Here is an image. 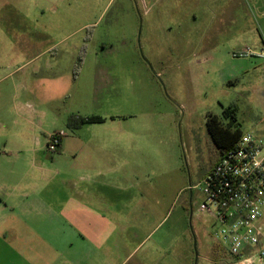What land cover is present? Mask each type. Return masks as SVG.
<instances>
[{"label":"rangeland","instance_id":"1","mask_svg":"<svg viewBox=\"0 0 264 264\" xmlns=\"http://www.w3.org/2000/svg\"><path fill=\"white\" fill-rule=\"evenodd\" d=\"M229 1L0 0V264L20 258L12 228L26 256L51 257L49 228L64 246L75 241L53 219L47 190L63 178L55 167L75 155L92 161L77 153L89 146L88 157L105 160L102 225L148 236L136 258L230 263L195 186L219 160L208 116L229 127L225 111L236 108L232 130L264 133V59L233 56L263 49L264 35ZM92 116L104 121L82 123ZM61 131L76 149L53 158L50 138Z\"/></svg>","mask_w":264,"mask_h":264},{"label":"crops","instance_id":"2","mask_svg":"<svg viewBox=\"0 0 264 264\" xmlns=\"http://www.w3.org/2000/svg\"><path fill=\"white\" fill-rule=\"evenodd\" d=\"M229 4L232 9L243 7L248 14H250V10L252 16L257 18L258 25L264 35V0H230ZM246 34L251 35L250 37H256L252 34V29L248 30ZM44 91L47 92L48 90L44 89ZM63 140L59 146L60 153L53 158L75 152L76 147L66 145V139ZM92 148L89 146L77 150V153L85 155L83 158L91 159L90 163L76 160L75 155L73 162L67 163L62 168L55 167L61 170L58 172L59 174L64 173L63 178L57 181L52 179L47 190L49 204L52 206L50 212L55 217L53 219L60 220V226L65 229L69 226L73 227L75 229L73 231L75 241L64 246V243L60 242L62 236L59 234V229L49 228L51 231H49L48 252L51 257L44 259L36 252L37 256H26L24 253L28 252H24V249L28 246L22 240V242L19 241L18 234L20 231L17 230L18 228H12L15 232V242L12 245L16 247L20 257L15 260L14 264H24V262L28 264H162L159 260L149 263L144 257L136 258L139 249L148 237L144 236L141 229L133 228L131 232H128L131 228H104L102 225V217L99 212L101 211L100 207L103 208L102 203L105 198L101 186H99V180L102 173L101 166L105 164V160H94L95 157H88L87 154L95 153ZM85 175L89 178H85ZM124 181L122 184H126ZM55 182H59L62 186ZM90 184L96 186L93 191L87 189V185ZM7 200H15V194H10ZM6 206L8 207V205ZM118 206L117 203L113 207L118 208ZM91 216L94 217L93 224L87 225L86 219ZM30 237L34 236H28L26 241H29V246L33 247L34 243ZM37 246L38 243L35 247L37 248ZM74 246H78L75 251ZM65 248L71 250H65ZM28 250H30L29 247L26 251ZM30 253H32L31 250ZM66 253H70L69 257H65ZM77 253L78 256H76ZM61 255L64 257L59 258Z\"/></svg>","mask_w":264,"mask_h":264},{"label":"built area","instance_id":"3","mask_svg":"<svg viewBox=\"0 0 264 264\" xmlns=\"http://www.w3.org/2000/svg\"><path fill=\"white\" fill-rule=\"evenodd\" d=\"M233 56L264 59V47ZM65 136L63 131L53 134L49 149L55 152ZM196 187L203 195L199 209L217 226L215 235L227 247L229 264H264V133L243 132Z\"/></svg>","mask_w":264,"mask_h":264},{"label":"trees","instance_id":"4","mask_svg":"<svg viewBox=\"0 0 264 264\" xmlns=\"http://www.w3.org/2000/svg\"><path fill=\"white\" fill-rule=\"evenodd\" d=\"M236 108L229 107L225 111V115H231V124L229 127L223 126L220 118L216 115H210L207 118L206 125L208 129V133L210 138L217 148V152L219 156L232 148L235 147L239 138L242 135V131L240 129H231L232 123L236 122ZM76 118H72L74 120ZM104 119L99 116L86 117L82 119V123H101ZM219 161V160H218ZM217 161V162H218Z\"/></svg>","mask_w":264,"mask_h":264},{"label":"flooded vegetation","instance_id":"5","mask_svg":"<svg viewBox=\"0 0 264 264\" xmlns=\"http://www.w3.org/2000/svg\"><path fill=\"white\" fill-rule=\"evenodd\" d=\"M216 163L213 164V160L210 159V165H208L206 171H204V173L206 174L207 172L209 173L213 167L215 166ZM214 165V166H213ZM194 187L193 186H190L189 187V190H188V196L189 198L191 199L193 197V194H194Z\"/></svg>","mask_w":264,"mask_h":264}]
</instances>
